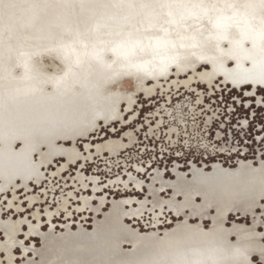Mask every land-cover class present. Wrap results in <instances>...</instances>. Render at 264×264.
I'll return each instance as SVG.
<instances>
[{"label":"rangeland","instance_id":"1","mask_svg":"<svg viewBox=\"0 0 264 264\" xmlns=\"http://www.w3.org/2000/svg\"><path fill=\"white\" fill-rule=\"evenodd\" d=\"M40 1L23 0L19 7L23 15L19 42L25 49L39 51L28 62L31 64L28 72H24L27 64L22 55L8 61L19 63L17 74L2 71L6 61L0 67V97L7 98L0 101V189H3L0 191V264H128L138 247L131 239L124 240L123 249H114L123 250L117 256L108 254L100 258L89 251L97 242L111 243L113 247L111 232L129 229L128 220L135 226L129 229L135 232V237L145 235L159 242H164L171 231H178L185 221L203 232L212 231L216 206L202 205L198 192L191 195L194 201L188 203L186 198L193 179L212 169H235L248 161L258 166L264 162V143L236 134L248 133L246 126L225 130L212 124L213 119L218 120L213 114V103L217 105L215 112L224 115L221 92L231 104L228 94L244 100L246 97L240 92L250 85L247 97L253 103L250 97L260 85L252 84L249 79L252 74L264 75V46L249 45L242 51L248 57H240L237 49L219 48L212 41L214 53H219L221 58H200L194 64L193 60L188 62L190 57L182 61V67L176 64L180 58L175 57V51L156 54L137 65L136 79L143 80L138 81L134 91L123 95L111 120L67 123L65 93L75 96L79 89L75 86L65 92V80L70 73L93 70L83 51L91 45L110 48L111 40L152 35L156 29L139 23L143 16L138 6L129 25L115 24L110 15L117 7V0H48L45 4ZM30 2H34L31 9ZM72 5L74 16L100 25L87 26L84 32L68 36L76 64L67 73L59 54L68 38L63 36L58 20ZM24 10L28 11L24 14ZM166 24H160L159 29L163 30ZM236 39V35L230 34L228 41L235 45ZM105 61L112 63L114 57ZM58 68L62 70L57 72ZM35 80L46 85L55 83L58 90L50 87L42 92L32 84ZM243 114V110L237 113ZM231 118L229 113L224 123ZM13 120L21 130L31 128L36 132L32 143L3 135L14 124ZM58 138L66 139V144L55 145ZM85 157L88 163L82 169L76 161ZM24 158L31 159L33 171L17 173L13 162ZM41 184L43 189L32 194L30 186L39 188ZM20 189L27 194V210L16 196ZM9 207L14 210L6 214ZM118 215L123 222L117 219ZM224 225L227 229L251 230L264 245V231L257 230L264 229V200L261 204L232 207ZM93 233L96 238L89 241ZM228 238L230 243L238 241L235 233H230ZM180 250L159 245L149 251L147 260L151 264H167L172 254ZM253 256L260 257L256 264H264L263 255L255 252L251 253L250 264Z\"/></svg>","mask_w":264,"mask_h":264},{"label":"bare ground","instance_id":"2","mask_svg":"<svg viewBox=\"0 0 264 264\" xmlns=\"http://www.w3.org/2000/svg\"><path fill=\"white\" fill-rule=\"evenodd\" d=\"M21 1L23 0H0V67L3 65L2 61H6L7 66H3L2 71L12 75L19 72V63L8 61H14L22 55L27 64L24 72L27 73L31 65L28 62H32L34 55L39 52L32 48L25 49L19 42L18 32L23 16L19 13ZM47 2L48 0L40 1L42 4ZM29 5V9L33 8L34 2ZM136 6L142 10L140 16L143 18L139 23L143 24V27L153 25L156 33L142 37L117 38L111 40L110 48L106 49L91 45L82 54L93 67L92 73H84V69L81 74L70 73L75 69L76 55L68 36L74 32H84L87 26L98 28L100 23L90 24L85 18L74 16V5L59 16L58 21L64 30L63 36L68 38L59 55L67 73L71 74L69 79L65 80V92L75 86L79 89L75 96L65 93V122L86 124L96 120H111L123 95L134 91L138 81L143 80L142 77L136 79L137 65L156 54L175 51V57L180 58L176 64L182 67V61L190 57L188 62L193 60L194 64L200 58H221L219 53H214L215 44L211 43L212 41L216 42L219 48L230 46L232 50L237 49L240 57H248L242 51L249 45L264 46V0H117V7L110 17L115 24L124 22L129 25L136 14ZM27 11L24 10L23 13ZM162 23H168L163 30L158 27ZM230 34L237 36L235 45L228 41ZM247 37L252 41L247 40ZM111 56L114 61L106 62ZM60 70L62 69L58 68L57 72ZM179 75L182 73L179 72ZM249 80L252 84L264 86V75L252 74ZM32 84L37 85L42 92L50 87L58 90L55 83L46 85L44 81L35 80ZM6 99L0 97V101ZM13 123L3 135H10L13 139L24 138L28 143H32L36 132L31 128L21 130L20 125L15 121ZM65 141L58 138L54 144L62 145ZM204 177L212 179L205 180ZM193 192L199 193L202 205L214 204L217 208L215 227L212 231L203 232L185 221L178 231H171L164 238V242H159L145 235L135 237V232L130 231V228H118L111 232L113 247L111 243L97 242L89 249L90 253L100 258L108 254L117 256L123 253V250L117 252L114 249L122 248L124 240L131 239L136 241L138 247L129 257L131 261L128 264H151L147 260V254L156 250L159 245L176 250L183 248L179 253L172 254L167 264H250L251 253H259L264 257V245L251 230L227 229L224 225V219L232 207L261 204L264 200V162L258 166H253L248 161L242 162L235 169H212L193 179V187L186 198H189L188 203L190 200L194 201L191 197ZM124 193L126 194L127 190H124ZM121 207H125L124 203H121ZM117 219L123 222L119 215ZM230 233H235L237 242L230 243ZM188 243L191 244L190 248Z\"/></svg>","mask_w":264,"mask_h":264},{"label":"snow or ice","instance_id":"3","mask_svg":"<svg viewBox=\"0 0 264 264\" xmlns=\"http://www.w3.org/2000/svg\"><path fill=\"white\" fill-rule=\"evenodd\" d=\"M235 91V89H233ZM251 92V86H246L243 88L240 92L241 96H245L246 99L240 100L238 96H231V93H229V97L231 98V104L224 98L223 92L219 94V99L223 101V108H224V115L220 116L219 113L215 112V108L217 105L213 103V114L214 116L218 117L217 119L212 120V124L214 128H223L225 130L232 128V126H235V128H241V125L246 126L249 129L248 133H241L237 132L236 134L238 136L244 135L249 136V138L252 140V142H259L264 143V117H261V114L264 113V87H257V90L255 93H253L250 97L251 101L253 103H249V98L247 97V94ZM260 96V100L257 101L256 97ZM243 110V116L237 115V113ZM232 114V118L228 119L227 124L224 123V121L228 118V114ZM261 117V118H258ZM259 125V127H257ZM235 130V129H233ZM254 133V135H252ZM213 135H216L215 132L212 133ZM231 133H229L230 135ZM85 149L83 146H81V152H84ZM77 164L80 165V167L83 169L85 164L88 163L87 158L85 157L83 161L77 160ZM14 170L17 173L25 174L33 171L32 165H31V159L30 158H24L19 159L13 162ZM70 167H72L70 165ZM55 171V169H53ZM205 180H211V177H204ZM39 189H43V184L39 185V188L37 187H31L30 191L32 194H35ZM0 191H3V189H0ZM45 191H47L45 189ZM16 196L19 197V203L20 205H23L25 210L28 209L29 205L27 204V194L25 193L24 189H20ZM200 202V197H197V203ZM5 203H8V200L6 199ZM14 209L9 207L8 213H11ZM16 217H13L15 219ZM21 218L23 217V214H21ZM127 226L130 228H135L134 225L131 224V221L128 220ZM258 231H264V229H257ZM2 238V236H0ZM96 238V234L93 233L89 235L88 239L89 241H94ZM127 247V245H126ZM19 251V250H17ZM2 255V254H0ZM253 264H256L257 261L260 260L259 256H253Z\"/></svg>","mask_w":264,"mask_h":264}]
</instances>
